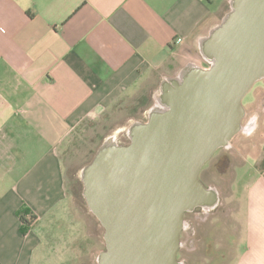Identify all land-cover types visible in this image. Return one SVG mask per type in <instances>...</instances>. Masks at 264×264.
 I'll return each instance as SVG.
<instances>
[{"label": "crops", "instance_id": "obj_1", "mask_svg": "<svg viewBox=\"0 0 264 264\" xmlns=\"http://www.w3.org/2000/svg\"><path fill=\"white\" fill-rule=\"evenodd\" d=\"M224 3L0 0V180H15L0 195V264L42 260L68 225L66 264L80 260L83 239L94 245L70 211L60 151L84 120L153 76L162 82L190 63L206 66L201 43L221 22ZM258 100L253 94L250 104ZM252 120L246 132L262 141L249 170L236 175L205 264H264V111ZM18 164L29 167L18 172ZM24 210L36 218L26 235L18 215Z\"/></svg>", "mask_w": 264, "mask_h": 264}, {"label": "water", "instance_id": "obj_2", "mask_svg": "<svg viewBox=\"0 0 264 264\" xmlns=\"http://www.w3.org/2000/svg\"><path fill=\"white\" fill-rule=\"evenodd\" d=\"M201 43L204 64L162 80L147 121L108 137L81 173L89 212L104 230L97 264H183L186 213L214 210L220 192L200 173L250 126L244 98L264 81V0H230Z\"/></svg>", "mask_w": 264, "mask_h": 264}, {"label": "rangeland", "instance_id": "obj_3", "mask_svg": "<svg viewBox=\"0 0 264 264\" xmlns=\"http://www.w3.org/2000/svg\"><path fill=\"white\" fill-rule=\"evenodd\" d=\"M230 0H225L223 5V13H227L230 9ZM161 82L157 77L153 78L139 87V89L129 96L118 101L111 108L102 113L95 119L84 120L79 127L73 132L70 138L65 142L61 152V160L65 176V185L68 194V204L72 215L76 219L82 220L85 224L87 237L92 238L94 245L83 239L81 244L80 260L77 264H97L96 258L98 254L105 249L103 239L104 230L98 220L89 212L85 199L83 197V183L81 181V173L84 167L89 164L95 153L105 140L114 135L121 144L129 143L127 131L137 122H146L150 108L154 104L155 97L159 93ZM255 94L259 100L256 104L251 105L252 95ZM243 104L246 108V116L243 125L250 113L256 110L262 112L264 108V81L258 82L251 92L244 98ZM241 132L231 142L229 149H220L213 158L203 167L200 179L207 187L216 188L220 194V204L217 209L212 211L208 216L202 215L200 211L196 213H186L184 216L187 222V229L181 234V242L183 248L179 250L178 260L183 264H205L207 258L208 242H214V251H216L217 238L220 235L219 217L222 222L225 213H223V205H227V195L231 193L232 186L237 178L242 176L249 170L251 166V157L255 156L256 148H258L261 138L256 142L243 141ZM253 149V150H252ZM7 167V166H5ZM29 166L17 165V171L23 172ZM16 172V174H18ZM15 183L13 178L4 174L0 180V195L5 196L12 185ZM4 194V195H3ZM229 215L232 216L234 201L229 203ZM227 215V214H226ZM232 221L233 218L231 217ZM232 224V223H231ZM70 230L63 233V237L58 234L51 239V243L46 245L42 260L36 257L32 260V264H66V256L62 254V250L66 249L67 240L71 238ZM223 235V232H222ZM56 241V245L54 243ZM78 245L76 247H78ZM92 246V247H91ZM55 247L59 251L56 254H48L47 249ZM61 249V250H60Z\"/></svg>", "mask_w": 264, "mask_h": 264}, {"label": "flooded vegetation", "instance_id": "obj_4", "mask_svg": "<svg viewBox=\"0 0 264 264\" xmlns=\"http://www.w3.org/2000/svg\"><path fill=\"white\" fill-rule=\"evenodd\" d=\"M263 111H264V108H263ZM257 112L256 111H253V112H251L250 113V116H248V119H247V121H246V123L245 124H247V125H250V126H252L251 124H252V122H253V120H252V118L254 117V114H256ZM241 138L243 139V141H245V142H247V140L246 139H248V140H251L252 141V139H254V137H253V135H251V134H249L248 132H241ZM201 174V173H200ZM218 208V207H217ZM216 208V209H217ZM215 210V209H214ZM198 211H200L201 213H202V215H205V217L206 216H208L212 211H209V210H205V209H203V208H196L193 212H191V213H196V212H198ZM183 248V245H182V247H181V249ZM180 249V250H181ZM178 255H179V253H178Z\"/></svg>", "mask_w": 264, "mask_h": 264}, {"label": "trees", "instance_id": "obj_5", "mask_svg": "<svg viewBox=\"0 0 264 264\" xmlns=\"http://www.w3.org/2000/svg\"><path fill=\"white\" fill-rule=\"evenodd\" d=\"M18 215H19L20 221L22 223L21 233L23 235H26V233L28 232L29 228L31 227L32 223L36 220V218L34 216H31L30 219H28L26 217V215H28V212L25 210L20 211Z\"/></svg>", "mask_w": 264, "mask_h": 264}]
</instances>
